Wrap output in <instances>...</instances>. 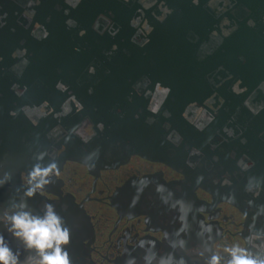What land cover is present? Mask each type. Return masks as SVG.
<instances>
[{
  "label": "water",
  "instance_id": "1",
  "mask_svg": "<svg viewBox=\"0 0 264 264\" xmlns=\"http://www.w3.org/2000/svg\"><path fill=\"white\" fill-rule=\"evenodd\" d=\"M132 158L180 175L183 208L199 190L242 216L241 239L264 230V0H0V214L53 203L73 264H95L57 176L28 199L24 174L55 162L97 177ZM210 238L166 237L153 264H207Z\"/></svg>",
  "mask_w": 264,
  "mask_h": 264
},
{
  "label": "flooded vegetation",
  "instance_id": "2",
  "mask_svg": "<svg viewBox=\"0 0 264 264\" xmlns=\"http://www.w3.org/2000/svg\"><path fill=\"white\" fill-rule=\"evenodd\" d=\"M57 178L61 183L59 195L70 197L87 220L83 236L93 237L90 248L95 264L133 258L136 264H153L157 261L156 254L163 252L153 251L147 241L160 243L162 233L166 237H216L212 253L226 260L224 247L243 243L242 216L229 205L212 203L199 190L195 192L198 203L184 208L186 228L177 234L181 194L172 190L171 184L182 177L159 163L132 158L126 165L100 172L97 177L89 175L83 167L66 164ZM158 187L162 191L158 192ZM46 197L58 200L55 195ZM199 217L206 223L203 228L198 224ZM209 226L211 232L205 231ZM147 255L154 259L146 260L143 256Z\"/></svg>",
  "mask_w": 264,
  "mask_h": 264
},
{
  "label": "clouds",
  "instance_id": "3",
  "mask_svg": "<svg viewBox=\"0 0 264 264\" xmlns=\"http://www.w3.org/2000/svg\"><path fill=\"white\" fill-rule=\"evenodd\" d=\"M42 158V155L36 157L37 161ZM247 167L249 166H245V169ZM24 175L26 183L21 186L26 190L23 196L31 199L39 192L44 191L45 186L50 184L51 177L60 175V168L55 162L46 166L36 163ZM5 178H7V173H5ZM3 186L4 181L0 180V188ZM157 191H162V188L158 187ZM255 195H259V193L257 192ZM228 202L231 203V198ZM14 207L17 209L16 211L9 213L5 209L0 214V223L5 225V230L17 241L20 248L14 250L10 247L5 236L0 235V264H73L68 251L71 230L64 218L56 211L53 203L45 201L42 212L29 210L26 201H22ZM200 211L203 209L201 208ZM179 212L180 228L177 234L186 228V213L183 205L180 206ZM242 215L244 218L247 217L246 212ZM253 221H255V217H253ZM198 224L203 228L206 223L200 220ZM205 231L211 232V227L205 228ZM166 236V233H162V240L166 239ZM242 239L243 243H234L224 247V251L228 254L226 264H264V230L242 237ZM147 242L150 247L156 246L155 240ZM181 248L183 249V242H181ZM145 259L150 261L154 259V256ZM220 259V256L213 252L208 258L207 264H220ZM125 264H136V261L133 258L127 260ZM158 264H172L171 255L167 259L161 258ZM176 264H187V262L181 257Z\"/></svg>",
  "mask_w": 264,
  "mask_h": 264
}]
</instances>
